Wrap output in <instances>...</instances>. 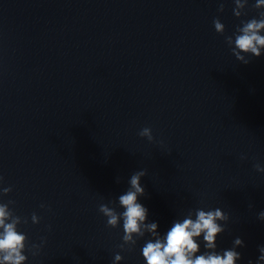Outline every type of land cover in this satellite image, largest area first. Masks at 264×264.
Listing matches in <instances>:
<instances>
[{"label":"clouds","instance_id":"1","mask_svg":"<svg viewBox=\"0 0 264 264\" xmlns=\"http://www.w3.org/2000/svg\"><path fill=\"white\" fill-rule=\"evenodd\" d=\"M233 14L240 18L247 13L244 11L248 0H234ZM253 7L257 10L264 9V0H256ZM219 12L224 11V4L218 7ZM215 31L221 35L225 33V25L219 18L213 20ZM264 10L259 11L258 18L253 17L242 20L232 36H226L225 40L235 58L243 64L250 62L247 56L259 58L264 53ZM138 135L152 142L154 137L150 127L142 128ZM245 157H241L244 159ZM257 171L264 172V167L254 165ZM145 170L134 172L129 180V188L118 197L119 206L123 212H117L114 207L107 204L99 206V212L107 218V226L116 228L123 221L122 237L123 244L134 246L137 240L143 238L145 233L152 237L142 247V256L146 264H236L241 259V253L236 251L237 247H243L244 241L237 237L230 249L217 252V237L224 232V227L217 221L227 222L228 215L221 209L216 208L205 211L195 210V219L192 212L182 220L174 221L172 226L163 236L158 232L157 222L148 221V209L139 202V198L145 195V188L141 185V178L146 176ZM3 177L0 176V182ZM119 183V181L117 180ZM12 191L11 187L3 188L2 193L7 195ZM8 203H0V264H25L28 257L24 254L28 244L26 234L18 230L21 223H27V219L14 214ZM45 207V205H41ZM40 217L32 214L33 224L40 222ZM258 219L264 221V211L258 213ZM202 236L206 251L200 253L198 239ZM39 245H32L33 255L37 254ZM131 250V249H129ZM260 253L256 264H264V245L258 246ZM123 259L120 254L114 257V264H119ZM248 264H252L251 261Z\"/></svg>","mask_w":264,"mask_h":264}]
</instances>
